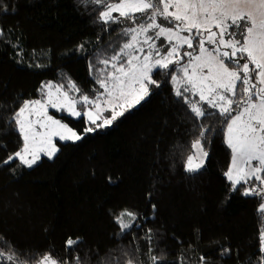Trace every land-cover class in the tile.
<instances>
[{
	"label": "trees",
	"instance_id": "obj_1",
	"mask_svg": "<svg viewBox=\"0 0 264 264\" xmlns=\"http://www.w3.org/2000/svg\"><path fill=\"white\" fill-rule=\"evenodd\" d=\"M3 2L8 11L0 12L7 34L0 37V161L22 143L7 121L23 100L40 99L41 84L67 86L69 79L95 95L101 89L90 64L126 39L124 24L99 22L102 6L79 0ZM154 78L161 86L112 126L85 133L94 125L84 117L53 111L83 138L57 141L55 156L32 168L18 161L0 164L3 243L29 256L51 252L68 264L76 256L82 264H100L105 256L124 264L125 253L136 264H152L150 252L163 256L160 264H259V198L229 193L223 172L230 152L220 118L204 122L211 129L204 168L194 176L186 173L184 158L198 132L169 78ZM125 209L136 213L139 226L121 233L114 217ZM69 237L80 238L73 249L65 247Z\"/></svg>",
	"mask_w": 264,
	"mask_h": 264
},
{
	"label": "snow or ice",
	"instance_id": "obj_2",
	"mask_svg": "<svg viewBox=\"0 0 264 264\" xmlns=\"http://www.w3.org/2000/svg\"><path fill=\"white\" fill-rule=\"evenodd\" d=\"M79 2L102 6L98 20L103 25H125L120 31L126 39L113 47L111 54L99 55L95 64H90V71L95 72L96 83L103 91L96 90L95 95L89 96L70 79L67 86L41 84L42 96L45 88H54L59 96L53 99L49 91L46 100L25 99L13 110L7 123L19 133L22 143L0 164L18 161V166L32 168L39 153L52 159L59 151L52 142L53 136L73 142L83 138L68 124L49 115L46 104L75 118L83 116L97 127L111 126L150 95L152 87L161 86L155 75L166 76L176 101L198 132L184 158L186 173L194 176L204 168L208 156L204 141L211 130L204 122L212 116L220 118L224 144L230 152V163L223 172L229 193L239 191L244 197L259 198V264H264V0ZM7 11L0 0V12ZM6 35L0 28V37ZM110 64L112 71L108 70ZM69 91L78 95L69 96ZM33 115L39 119H30ZM37 125L45 131L40 132ZM94 130L85 127L84 132ZM108 181L113 182L111 177ZM152 207L155 211L156 206ZM136 221V213L127 209L114 217L121 233L138 227ZM148 238L151 240L150 229ZM3 240L0 237V264H68L51 252L38 256L22 254ZM79 243L80 238L69 237L65 247L73 249ZM125 255L129 258L124 264H136L133 256ZM149 257L152 264H160L163 259L151 252ZM98 259L100 264H112L107 256ZM75 264H82L79 256L75 257Z\"/></svg>",
	"mask_w": 264,
	"mask_h": 264
},
{
	"label": "rangeland",
	"instance_id": "obj_3",
	"mask_svg": "<svg viewBox=\"0 0 264 264\" xmlns=\"http://www.w3.org/2000/svg\"><path fill=\"white\" fill-rule=\"evenodd\" d=\"M170 10H172V9H170ZM113 15H118L117 13H113ZM214 31L216 30V29H213ZM207 46V45H206ZM187 59V58H186ZM250 67H251V65H250ZM49 83V82H48ZM47 84V83H46ZM49 91H51L52 92V95H53V99H56L58 96H59V93H57L56 91H55V89L53 88V89H48V88H45V91H44V95L41 97V98H43V99H47V96H46V94L49 92ZM61 91H63V89L61 90ZM100 91H103V89H101ZM68 95L69 96H73V95H70L69 93H68ZM149 96V95H148ZM148 96H146L145 97V99H147L148 98ZM40 98V99H41ZM198 98V97H197ZM144 99V100H145ZM143 100V101H144ZM142 102V101H141ZM138 106V105H137ZM136 106V107H137ZM78 107H80V106H78ZM102 107H103V105H102ZM46 108H47V112H48V114L49 115H52V116H54L55 118H57V119H59L57 116H55L52 112L53 111H57L59 114L60 113H64V114H66V115H68V116H70L68 113H67V111H65V110H60V111H58L56 108H53V107H51L50 105H47L46 104ZM135 108V107H134ZM134 108H131V109H129L128 111H131L132 109H134ZM128 111H126L125 112V114L128 112ZM105 114H107V113H105ZM70 117H72V116H70ZM81 117H83V116H81ZM30 119H32V120H38L39 119V117H37V116H35V115H33V116H31V117H29ZM72 118H75V117H72ZM80 118V117H79ZM120 117H118L117 119H119ZM116 119V120H117ZM115 120V121H116ZM115 121H113V123L115 122ZM98 124H100V123H102V121H98L97 122ZM113 123H112V125H113ZM90 125L92 126V124L90 123ZM111 125V126H112ZM106 127H110V126H106ZM37 128H38V130L40 131V132H44L45 131V129H42V128H39V126L37 125ZM95 128H105V127H97L96 125H94V129ZM57 141H61L60 139H59V137L58 136H53L52 137V142L54 143V144H56V142ZM67 141H71V140H67ZM67 141H61V142H67ZM56 146H57V144H56ZM57 153V152H56ZM55 153V154H56ZM39 155V159L37 160V162H36V164L42 159V158H44V157H46V158H48L46 155H44L43 153H39L38 154ZM55 156V155H54ZM53 156V157H54ZM36 164H34V165H36Z\"/></svg>",
	"mask_w": 264,
	"mask_h": 264
}]
</instances>
